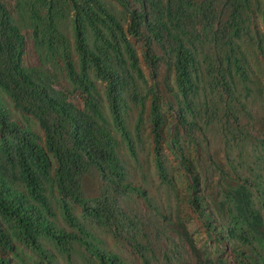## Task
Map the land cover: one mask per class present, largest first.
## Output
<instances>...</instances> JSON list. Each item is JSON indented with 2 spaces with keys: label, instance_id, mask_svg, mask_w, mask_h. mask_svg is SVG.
Returning a JSON list of instances; mask_svg holds the SVG:
<instances>
[{
  "label": "trees",
  "instance_id": "obj_1",
  "mask_svg": "<svg viewBox=\"0 0 264 264\" xmlns=\"http://www.w3.org/2000/svg\"><path fill=\"white\" fill-rule=\"evenodd\" d=\"M0 264H264V0H0Z\"/></svg>",
  "mask_w": 264,
  "mask_h": 264
},
{
  "label": "rangeland",
  "instance_id": "obj_2",
  "mask_svg": "<svg viewBox=\"0 0 264 264\" xmlns=\"http://www.w3.org/2000/svg\"><path fill=\"white\" fill-rule=\"evenodd\" d=\"M28 60L32 64H34L36 62V55L33 52L31 45H29V47H28Z\"/></svg>",
  "mask_w": 264,
  "mask_h": 264
}]
</instances>
